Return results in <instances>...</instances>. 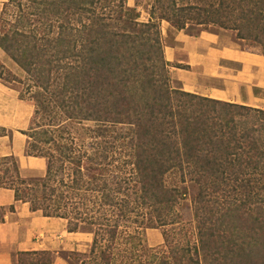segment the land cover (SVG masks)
Wrapping results in <instances>:
<instances>
[{
	"label": "trees",
	"instance_id": "1",
	"mask_svg": "<svg viewBox=\"0 0 264 264\" xmlns=\"http://www.w3.org/2000/svg\"><path fill=\"white\" fill-rule=\"evenodd\" d=\"M151 1L146 23L126 0L3 4L0 49L40 91L46 127L25 153L46 170L22 179L9 159L1 185L92 235L78 264H264V110L173 87L158 30L220 27L264 55V0ZM149 229L162 245L145 244Z\"/></svg>",
	"mask_w": 264,
	"mask_h": 264
},
{
	"label": "crops",
	"instance_id": "2",
	"mask_svg": "<svg viewBox=\"0 0 264 264\" xmlns=\"http://www.w3.org/2000/svg\"><path fill=\"white\" fill-rule=\"evenodd\" d=\"M234 38L231 31L222 34L200 31L195 35L177 32L163 49L171 79L188 93L249 104L254 97L253 88L258 85V75L260 79L264 75V59ZM8 91L0 85V127L5 129L0 135V178L2 164L7 159L16 161L22 179L41 178L46 161L26 155V137L14 128L17 113L13 114L11 105H7L11 99ZM52 219L33 212L28 203L16 201L14 191L0 182V264H15L22 253L47 250Z\"/></svg>",
	"mask_w": 264,
	"mask_h": 264
},
{
	"label": "rangeland",
	"instance_id": "3",
	"mask_svg": "<svg viewBox=\"0 0 264 264\" xmlns=\"http://www.w3.org/2000/svg\"><path fill=\"white\" fill-rule=\"evenodd\" d=\"M0 0V15L3 10V4L6 2ZM137 4V5H136ZM152 5L151 0H126V6L129 8H136L139 12L140 17L138 19L141 23H146L149 18V10ZM9 11L7 10V18L9 19ZM1 22V21H0ZM0 27L1 24H0ZM161 38V46H166V43L169 44L173 36L180 31H183L189 35H195L200 31H208L216 34H222L224 30L220 27H183L182 30H177V27L172 26L170 23L161 21L158 27ZM235 35V33L233 32ZM236 39V38H234ZM243 47L246 45L243 42L240 43ZM250 47V46H248ZM257 53V55L263 56L260 50L256 47H251ZM1 50V49H0ZM0 56V65L2 69L0 71L3 74L2 78H9L7 72H10L18 80V82H7L3 79H0V85L3 88H8L9 99L7 105H11V111L14 114L16 111V123L14 128H18V131L21 132L26 137V144L29 141V134L36 130L38 131L40 127L45 122L40 117L36 115V98L39 97L38 93L40 91L36 90V87L32 84L31 80L28 79L26 73H24L2 50ZM1 57H3L1 59ZM164 57V56H163ZM264 61V60H263ZM168 71L170 72V65L168 66ZM261 76V75H260ZM170 77V75H169ZM260 79L258 75L257 86L253 88V99L249 104L244 106L252 107L255 109L264 110V75ZM171 85L173 87L180 88L178 82L171 79ZM229 103V102H228ZM239 105V104H238ZM63 121V120H62ZM40 126V127H39ZM78 124L69 125L72 134L78 135L76 128ZM5 129L0 127V135L4 133ZM46 161V159H45ZM2 177L5 182L12 181L14 177V172L12 171V165L10 160L7 159L2 164ZM32 179V178H31ZM38 179V178H33ZM189 187V186H188ZM191 194V193H190ZM178 210L181 214V221L185 224V228L190 230V225L193 219V211L190 197H185V199L178 206ZM53 226L50 228L49 232V241L47 243V250L37 252L35 255L20 254L16 259L15 264H78L75 259V255L79 256L81 254L87 253L91 244L92 235L88 233H82L80 231L70 233L67 231L66 221H63L58 218H54L50 221ZM171 228V227H170ZM168 228V229H170ZM178 238V236H174ZM144 242L150 248H156L163 243L162 230L161 229H149L146 230L144 234ZM33 253V252H31Z\"/></svg>",
	"mask_w": 264,
	"mask_h": 264
}]
</instances>
